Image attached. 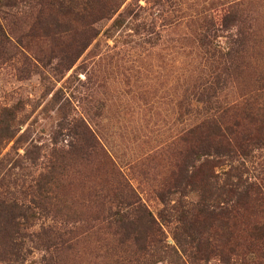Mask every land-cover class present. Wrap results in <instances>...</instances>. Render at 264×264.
<instances>
[{"label":"rangeland","instance_id":"1","mask_svg":"<svg viewBox=\"0 0 264 264\" xmlns=\"http://www.w3.org/2000/svg\"><path fill=\"white\" fill-rule=\"evenodd\" d=\"M108 1L0 0V199L38 207L24 235L75 225L62 264H264V245H251L242 225L264 224V194L237 221L234 245H222L216 225L177 222L200 190L169 194L175 141L204 114L193 89L229 68L211 43L226 49L240 25L245 50L215 101L231 109L237 138L257 136L264 0ZM246 150L234 165L264 187V142ZM129 187L160 229L145 224L151 245L115 235L106 220L109 201ZM17 243L25 264L39 262L31 238Z\"/></svg>","mask_w":264,"mask_h":264},{"label":"trees","instance_id":"2","mask_svg":"<svg viewBox=\"0 0 264 264\" xmlns=\"http://www.w3.org/2000/svg\"><path fill=\"white\" fill-rule=\"evenodd\" d=\"M45 2L48 5H59V7L64 4H74L71 0H45ZM118 2L120 3V0L108 1L113 6H116ZM108 13L110 14L104 7L97 11L102 18ZM247 34L248 27L240 25L233 37H230L226 49H220L211 43V46L218 50L219 59L224 60L223 64L226 66L225 63H230L229 68L220 70L222 74L216 73L207 77L208 79L193 89L191 100L196 101L204 114L197 119L196 123L181 132L178 140L175 139L176 146L173 149L175 163L170 177L172 182L169 194H184L189 187L200 190L198 202L187 203L184 206L185 210L179 212L177 222L186 230L194 231L206 227L208 223L216 225L225 235L223 238L222 234V239L223 241L225 239L226 243L222 245H234V240L237 238L235 233L237 221L243 219L245 213L248 215L255 207L262 204L264 194L261 183L244 179L238 166L234 165L237 157L244 155V150L247 151L249 144L256 145L264 142V114L259 115L260 119H252L255 120L254 124L259 122L255 129L257 136L252 139L248 136L245 140L239 139L234 131L237 125L226 121L231 109L222 107L215 101L225 87L229 76L228 71L232 65L230 61L239 58V54L245 50ZM88 45V40L84 41L81 52ZM209 45L210 43L206 44L210 47ZM69 68L67 65V70ZM258 83L264 84V75L260 76ZM261 89L263 88L260 85L259 90ZM213 189L216 190L214 193ZM129 193L128 195L120 193L109 201L105 213L106 220L114 228L115 235L131 236L126 240L132 238L135 245H151L153 236L144 230L145 224L149 229L155 228V234L160 233V229L156 227L155 219L130 187ZM166 195V192H160L157 198L163 206L172 208L171 201L166 199ZM36 209L38 207H35L34 201L26 205L0 199V238L3 236L4 241L0 245V259L6 264H25L21 256L22 247L17 243L18 238H31L34 243L33 248L41 252V258L36 264H62V255L71 248L69 237L76 229L74 224L69 229L53 227L37 233L29 231L24 235V228H30L27 220L34 218ZM19 219L24 220L25 223H20ZM204 222L206 224L201 226ZM252 223L255 222H242V225L246 227L243 233L246 234L251 245L257 243L264 245V224ZM197 238L196 245H199ZM157 242L160 243V241ZM144 250L146 247H143L141 251Z\"/></svg>","mask_w":264,"mask_h":264}]
</instances>
